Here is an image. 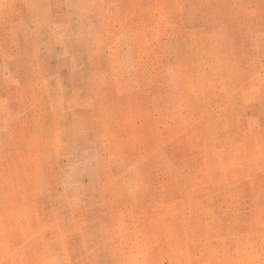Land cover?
I'll return each instance as SVG.
<instances>
[{"label":"rangeland","instance_id":"obj_1","mask_svg":"<svg viewBox=\"0 0 264 264\" xmlns=\"http://www.w3.org/2000/svg\"><path fill=\"white\" fill-rule=\"evenodd\" d=\"M0 264H264V0H0Z\"/></svg>","mask_w":264,"mask_h":264}]
</instances>
